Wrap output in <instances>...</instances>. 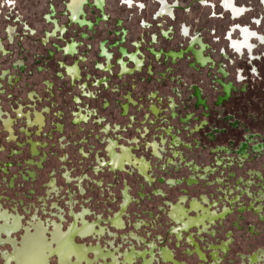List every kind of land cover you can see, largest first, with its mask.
Segmentation results:
<instances>
[{
	"label": "rangeland",
	"instance_id": "1",
	"mask_svg": "<svg viewBox=\"0 0 264 264\" xmlns=\"http://www.w3.org/2000/svg\"><path fill=\"white\" fill-rule=\"evenodd\" d=\"M97 1L0 0V80L5 78L3 83L6 84V95H2L0 90V107L1 110L8 112L5 118L10 119L12 108L21 105L17 109L19 112H15L17 116L21 113V117L19 116L21 120L12 122V131H9L10 134L12 133L11 139L18 137L16 141L25 140L20 132L22 129L18 126L24 127L22 117H26L28 124L29 118L35 117L36 110L44 117V130L49 131L41 136L37 155L33 157L34 160L42 158L45 161L43 160L38 167H34L29 161L18 169L14 163L27 157L26 147H21L22 152H12L11 148L14 149L16 143L14 141L4 144L3 140L7 142L10 135L4 134L0 127V143H3L0 147V160L10 161L6 165L0 161L2 167L0 168V184L8 180V177L3 175L6 170L10 175L18 173V170L24 173V170L29 169L36 175L34 185L40 193L37 195L41 196L43 186L49 181L48 170L50 174L59 175L64 169L58 166L59 163L55 157L50 158L51 154L48 150L50 148L54 150L53 144L49 142L50 138L63 143L64 145L61 146L66 148L69 155L77 154L78 138H85L88 140V145L81 147H88L92 143L96 148H100L101 151L98 152L100 157L105 161L109 160L107 153L103 150L104 139L99 140L101 144L95 141L97 140L95 134L102 136L97 130L98 127L93 122H88L87 125H81L84 135L79 134L78 127L74 125L76 115L83 110V113L87 114L86 106H89L91 114L97 113L102 117L100 120L105 121L106 127L103 129L105 133L107 132L105 137L115 139L116 150L119 151L117 147H130L132 144L120 138L118 134L120 133L123 137L135 135L133 129H128L125 133L123 128H119L116 133H109V125L112 130H116L117 127H113V123L124 125L127 122V117L121 116V105L125 102L127 90H131V96L142 104V107L140 105L138 107L140 111L137 110L138 108H130L129 114H133L135 119H140L142 113L152 107L158 111L167 112L168 97L177 87L179 96L175 98V103L178 107L174 110L179 117L188 114L186 119L192 116L191 119H187L183 124V119H171L165 113L161 120L157 121V126L169 127L170 125L172 129L169 131L174 133L171 140L169 136L163 135L167 143L158 147L161 151L158 160L150 155V150L146 149L147 145H142L145 140L150 143L160 141L158 139L160 131L150 127V133L145 136V140L133 144L135 149L132 152L136 157L147 160L150 177L164 180L180 179V181L185 178L187 185L183 183L180 187H172L168 181L163 184H157L154 181L146 185L131 167L126 168L124 172H109L106 170L107 167H103L104 172L100 176L107 183L106 186H109L108 183L111 184L113 180H116L118 185L117 188L111 187L112 185L108 187L110 193L112 192L111 196L100 197V204L95 201L90 205L91 201L86 200L82 205V200L74 196L75 200L71 206L74 210L85 211L88 215L95 212L90 216L111 224L112 219L121 213L120 218L123 224L118 227L126 230L131 228L136 214L146 219L141 211L146 207L152 212L148 216L152 214L154 218L149 222L150 227L146 228L148 232L153 228V233L150 234L153 236L159 232L166 233L169 227L178 226L169 216L172 204L189 209L191 204L198 200L209 211H215L219 218L212 224H207L208 229L203 233H199L200 230L190 229L175 236L168 231V239L164 245L195 262H198L193 253L196 247L205 254L206 261H208L207 250L212 247L218 254V260H221L218 264L224 263V256L239 263L237 253L264 260V5H261L262 0H234L236 6L250 8L243 17L235 20L222 10L220 0H130L134 4L131 8L123 4L129 0H99L103 3V7L98 12L86 6L87 3L96 4ZM161 1H165L168 7L159 16ZM67 6L70 7L71 14L82 12L86 22L72 21V23L66 15ZM92 12L96 15L100 14L102 21L97 23L93 19ZM255 19L257 22H254ZM238 25L248 26L263 38V42L252 39L255 46L253 60H250V55L247 53L242 55L235 53L224 40L225 33L230 31L228 29ZM183 27L189 31L187 37L183 36ZM85 35L87 39L80 40V37ZM193 37H198L202 44L208 45L209 48L204 54L215 63L214 68L212 64L205 68L193 66L190 54L177 60L165 57L157 59L151 55V49L162 52L180 50L188 45ZM238 37V31H233L231 38L238 39ZM117 41L121 42L122 47L130 53L138 50V58L145 65L140 73L135 72L132 76H123L119 79L115 76V72L118 73L117 76L120 75L117 63L122 57L118 53L120 48L114 47ZM74 42L79 45L76 49L78 55L65 56L64 50ZM195 48L198 47L195 46ZM60 49L63 51H59ZM103 49L109 54L111 58L109 62L113 66L111 70L113 77L110 82H108L107 73L96 69H102L101 65L108 63L107 57H101ZM51 54L54 55L50 58ZM79 56L85 61H79ZM123 61L127 60L123 59ZM64 65L78 66L81 78L79 84L73 83L67 77ZM127 67H131V64H127ZM149 73L151 75H148ZM102 76L106 77L100 79ZM19 77H21L22 87L18 88L16 81ZM102 80H106L103 83H106L108 87L107 85L98 87V82ZM90 81H93L97 87L90 85ZM131 84H135V88ZM194 85L202 94L203 106H199L198 100L193 99L192 86ZM224 85L230 87L228 93ZM111 87H114L116 91L112 92ZM148 94H151L150 96L155 94V99H150ZM91 95H94L96 99L88 100L85 97ZM27 98L33 100L30 105H26ZM22 113L25 114L22 115ZM204 123L205 126H203ZM52 124L62 127L60 129L63 134H50L51 128L53 129ZM200 127L203 129H199ZM193 130L198 131L193 133ZM108 138L105 140L109 142ZM43 141L47 142L48 147H44ZM242 143H247L244 152V157L247 159L241 161L234 152L239 153ZM257 144L263 145L259 152L253 149ZM219 149H223L224 152ZM227 157L228 160L233 159L231 162L234 165L231 169L235 176L228 182V191L225 190L226 173L221 172L222 167H214V162H219L218 158ZM72 158L76 160L78 157L72 156ZM64 159L65 156L61 160ZM236 160L239 163H236ZM91 163L89 159L87 164ZM78 168L89 171L87 165L80 166L78 163ZM78 171L77 169L74 173ZM88 175L92 176V173ZM55 177L53 175V178ZM123 178L127 182L121 181ZM191 179L195 182L198 180V184L191 185L189 182ZM54 181L58 186L63 185L61 177H57ZM126 183L130 187H127ZM20 185V179L17 178L14 181V187L6 191L5 196L3 195L0 200H19L22 196L24 197L23 193L18 191ZM149 185L160 188L163 197L152 195ZM24 186L27 187L28 184ZM119 188L123 190L120 192ZM59 191L60 193L53 200L64 208L68 205L63 204L64 193L60 188ZM125 191L130 195H136V191L147 192L149 195L145 199H148V202L129 198L125 205ZM220 196L225 198L220 199ZM115 199L120 203L119 205L114 202ZM212 199L214 202L217 201L214 203ZM109 200L111 205L106 203ZM249 201L254 204L257 213L254 214L249 210L250 208L247 207ZM209 203L215 206H210ZM240 205L244 206L243 211L237 210ZM81 206L88 207L90 211ZM226 206H229V210L225 209ZM224 210L228 213L224 214ZM189 214L195 215V213ZM134 231L142 236V231ZM189 235L197 243L193 248L184 244ZM176 238L181 241L175 243ZM185 248L186 253L183 252ZM220 250H223L225 254H221ZM225 263L229 264L228 261Z\"/></svg>",
	"mask_w": 264,
	"mask_h": 264
},
{
	"label": "flooded vegetation",
	"instance_id": "2",
	"mask_svg": "<svg viewBox=\"0 0 264 264\" xmlns=\"http://www.w3.org/2000/svg\"><path fill=\"white\" fill-rule=\"evenodd\" d=\"M221 1V8L224 12L228 13V15H230L232 17L233 20L235 19H240L241 17H243L245 15V13L247 11H249L248 8H240L237 7L234 4V0H220ZM97 5H100V2H96ZM124 4V3H123ZM125 5H128V8H131L133 6V3L129 0ZM161 5V9L159 10V16L162 15L163 12L166 11V8L168 7V5L166 4L165 1H161L160 2ZM264 5V0H262V4ZM254 22H257V20L255 19ZM230 31H228L225 35V41L227 43H230V47L234 50L235 53H238L239 55H242L244 53H247L250 55V60L254 59L253 58V49H254V45H253V41L252 39H257L259 41L263 42V38L258 35L256 32H254L251 28H249L248 26H235L232 29H228ZM233 31H238L239 33V37L238 39H233L231 38V35L233 33ZM183 36L187 37L189 35V31L187 28L183 27ZM196 44H199V47L197 49L195 48ZM118 46H120V43L117 44ZM75 43H71L68 45V47L64 50L66 52L67 55L73 54L75 51ZM191 50V52L193 53L195 60L201 64V66H204L206 63L211 62L209 57H205V54L202 52L204 49V45L202 44L201 40L198 37H193L190 39V42L187 45ZM152 53L154 54V56H156L157 58H159L160 55H162L161 51H156L154 49H151ZM184 49L182 50H170L168 54L165 55V57H167V59H172V60H177V59H182L184 58ZM102 55H105L107 57V59L109 60L110 56L109 54L103 49L102 51ZM163 52V53H167ZM120 53L122 56L127 57V59L130 60L131 63H133L134 66V71H137L141 68L142 62L140 61V59L138 58V50L136 52H128L127 50H125L124 47H120ZM190 53V52H189ZM119 68H120V75H124L126 73H131L133 70H130L129 67H127L126 62L123 61V58L119 59ZM71 65H64L63 68L67 70V76H69V78L72 80V82H75L77 79L80 78V73H79V68L78 66H73L70 67ZM111 67L110 63L108 62L107 65L101 66L103 71H107L109 70ZM106 80H102L101 82H98V85H100L101 83L105 82ZM225 91L226 93L229 92L230 87L224 85ZM199 92H196V96L199 97ZM199 101H201V98H199ZM125 110L127 109V106L123 107ZM152 110L154 112H156V108L152 107ZM18 110H16L17 112ZM19 112V111H18ZM2 110L0 108V120L2 121L5 129L9 132L12 131V120L10 119H6V118H2ZM16 114V113H15ZM21 113H19L18 115L20 116ZM25 113H22V115H24ZM19 116H17V118H19ZM31 116V115H29ZM21 117V116H20ZM22 119H25L26 121V117H22ZM86 115L83 114V112L80 111V113H78L76 115V119L74 124L76 123H80L83 120H86ZM43 125V115L39 112L36 111L35 117H30L28 120V124L26 121V128H29L31 126H38V128H41ZM60 127V126H58ZM26 130L23 129L22 132H25ZM10 134V132H9ZM47 131H43L42 135H46ZM34 132L32 134V136H34ZM41 135V136H42ZM76 135V133H75ZM12 136V133L10 134V137ZM41 136H39V140L41 138ZM35 137V136H34ZM64 137V136H63ZM48 139V138H47ZM51 140V138H50ZM164 139L161 140V145L164 144L162 143ZM136 140H133V142H135ZM165 141V140H164ZM97 142L99 144H101V142L99 140H97ZM132 142V144H133ZM74 143V142H73ZM61 145H64L63 143L57 145V143H53V148H50L48 150V153L51 154V157H55L58 161V166L63 167L64 169L62 171H60L59 175H57L56 173L50 174L51 172H49L50 170H48L47 173V177L49 179L48 184L43 186V190L41 193V196H38V190L35 189V185L34 182L36 181V175L33 174L32 172H29L27 170H24L25 174H26V178H22L21 176V172L20 170H18V173L15 172L14 174H7L8 180L6 181L7 184H5V187L7 188H11L13 187V181H16V178H19L21 181H25L29 179L30 182V195H31V206H32V211H43L44 208H48L47 204L45 200L51 199V197L54 196H58V194L60 193L59 188L63 191H61L62 193H64V201L63 204L64 205H68V206H64V208L67 210V213H71L70 218L71 220L74 219V208L71 206V203L73 202L74 196L77 198H80L82 200V205L86 200L91 201L89 203V205L92 202H98V204L101 203V199H99L100 197H108L111 196L110 191L108 190V187L110 185H112L111 187L113 188H117L118 185H116V180H113L112 183L110 184V182L108 183L109 186H106L107 183L104 182V180L102 179V177L100 176L101 173L104 172L103 167H107V171L111 172H116V171H126V168L128 167H132V169L135 167L136 170L139 174L143 175L146 178V181H144L146 184L147 183H152L153 180H155L156 178L150 177L147 173H148V162L145 158L141 157L138 158L136 157L133 152H132V148L130 147H126V146H120L117 147L119 148V151L116 150V145L117 142L109 140L108 142V146L106 147V152L108 155V159L107 161L105 160H100L97 158H91V164H87V161H89L88 158L86 159H79L77 158L76 160H74L72 158V156L74 158H76V156L74 155H69L66 148L62 147ZM68 145H70V142H68ZM67 145V146H68ZM77 145V144H76ZM80 145V143H79ZM35 146L36 144L32 145V152H30L27 157L20 159L18 161H16L14 164L16 165V167H18V169H20L23 165H25L26 163H28L29 161H31V165H33L34 167H38L39 164H42L43 160L42 158H39L40 160H34L33 157H36L37 153L35 151ZM148 147H151L152 150V154L155 157H160V149L158 148V144L154 141L153 143H151L150 145H147ZM247 146V143H242L239 153H244L245 152V148ZM2 147V146H1ZM45 148L48 147L47 142H45ZM88 147H92L94 148V145H89ZM263 145L262 144H257L254 146V151L255 152H259L262 149ZM54 152H53V151ZM53 153H55V155H52ZM65 156V159L62 161V157ZM21 161H23V163H21ZM45 161V160H44ZM78 163L79 165H87L89 166V171H85L82 169L78 168ZM41 167V166H40ZM42 168V167H41ZM77 169L79 170L76 174L74 173V171H77ZM109 169V170H108ZM29 172V174H27ZM5 175V172H3ZM92 173V176H89L88 174ZM53 175L56 176L55 178H53ZM57 177H61V180L63 181V185L62 186H58L56 185V181H54V179H56ZM150 177V178H149ZM5 180V179H3ZM54 181V183H53ZM121 181H125L127 182V180L125 178H123ZM190 183H193V179L190 180ZM12 183V185L10 184ZM171 184H174V181H170ZM178 183V182H177ZM53 184V185H52ZM148 185V184H147ZM127 187L128 184L126 183ZM22 185L18 186V191L22 192V190H24V188H21ZM0 188H1V192L4 191V183L0 184ZM21 188V190H20ZM15 189V188H14ZM154 189V188H153ZM152 191V195L154 194H159L158 191L156 193H153L155 191V189ZM119 191L121 192L122 189L119 188ZM139 193H143L140 191H136V195H138ZM17 193V192H15ZM129 194V193H128ZM77 195V196H76ZM130 195V194H129ZM149 194L146 192L143 194V196L146 198ZM135 195L131 194V197H133ZM2 196H0L1 199ZM184 197V196H182ZM143 198V197H142ZM37 199H39L37 201ZM141 199V198H140ZM146 200V203L148 202V199H144ZM129 201L128 197L125 195V205L126 203ZM116 202V199L115 201ZM69 203V204H68ZM108 203V205H111L112 203L110 202H106ZM199 203V205H198ZM88 204V202H87ZM195 204V205H194ZM70 205V206H69ZM82 207V206H81ZM98 207V206H97ZM182 207V208H181ZM52 208V207H51ZM84 209H87L88 211H90V209L88 207H82ZM109 208V207H108ZM64 209V211H66ZM98 209V208H97ZM144 210H147L146 207L144 208ZM195 212L194 216H190L189 212ZM227 212V210H224V214ZM74 213V214H73ZM85 213V211L83 212ZM95 213V212H92ZM87 214V213H85ZM223 214V215H224ZM169 216L172 219L173 222H175L176 224H178V226H173V227H169L166 233H162L159 232L157 235L154 234L153 236H150L151 233H153V228L148 232L146 229L142 231V240L139 242V244L144 246L145 252H142V254H135L133 255V258L137 257V258H141V264H182L179 263L178 261L175 260V255L174 254H169L170 257H167L166 255L164 256V254L161 252V250H164V243L166 241V239H168V231L172 233V235L177 234V236L181 235L180 233L182 231H187L188 229L192 228L194 230H197V228H199V233H203L206 229H208L207 224H212L215 219L219 218L216 215V212L213 211H209L208 208H205L198 200H195L191 206L189 207V209H185L183 206L181 205H171V209L169 211ZM121 213L116 215L113 219H112V224L116 225V226H121ZM73 224V223H72ZM160 226V225H158ZM160 228H158L159 230ZM160 231V230H159ZM97 234V233H96ZM98 236H101L100 234H97ZM105 235H107L109 238H113L114 236L109 235L108 233H106ZM144 235V236H143ZM176 236V235H175ZM131 238V237H130ZM165 239V240H164ZM131 240H135L134 238H131ZM189 240H191V238H189ZM175 243L176 241H181L180 239H175L174 240ZM126 250L131 252L133 250V248H128V246L130 245L129 243H131V241L126 240ZM179 246V245H178ZM167 250V249H166ZM186 248L184 249V253ZM155 251V253H154ZM208 261H206V256L203 252L200 251V249L197 247L196 250L193 252L195 255V258H197L198 262L197 264H204L205 262L208 263H213L212 264H217V262L219 261V257L216 251H214V249L212 247L208 248ZM221 254H225V252L223 250H220ZM123 256L124 259L126 258L125 255H120ZM237 260L239 261V263H236V260H230L227 258V256H224V263L228 261L229 264H264V260H261L255 256L250 257H245L243 254L237 253ZM242 257V259H241ZM115 260V259H114ZM112 261V260H111ZM221 261V260H220ZM219 261V262H220ZM98 263V264H104V262L106 263V260L103 258H97L94 263ZM134 263V260L132 261ZM218 262V263H219ZM15 263V260H14ZM83 263L85 264V260H83ZM113 264H115L114 262H112ZM126 263L123 262V264ZM110 264V263H109ZM206 264V263H205Z\"/></svg>",
	"mask_w": 264,
	"mask_h": 264
},
{
	"label": "water",
	"instance_id": "3",
	"mask_svg": "<svg viewBox=\"0 0 264 264\" xmlns=\"http://www.w3.org/2000/svg\"><path fill=\"white\" fill-rule=\"evenodd\" d=\"M47 207L36 212L29 201L0 200V264H98L99 257L104 264H141V258H133L145 252L141 235L77 210L71 220L65 208ZM161 252L174 254L179 263L197 264L169 246Z\"/></svg>",
	"mask_w": 264,
	"mask_h": 264
},
{
	"label": "crops",
	"instance_id": "4",
	"mask_svg": "<svg viewBox=\"0 0 264 264\" xmlns=\"http://www.w3.org/2000/svg\"><path fill=\"white\" fill-rule=\"evenodd\" d=\"M98 2H100V5H97V3L95 4H91V3H87V5L86 6H88L90 9L92 8V10H96L97 12L98 11H101L102 10V7H103V3L101 2V1H99L98 0ZM124 4H126V2L124 3ZM234 4H235V1H234ZM134 5V4H133ZM236 5V4H235ZM238 7V6H237ZM66 12H68L66 15L67 16H69V19H71V22L72 21H79V22H82V21H85L84 19V14L82 13V12H77V13H75V14H71V10H70V7L69 6H67V10H66ZM92 15H93V19L97 22V23H99V22H101L102 21V16L99 14V15H96L95 13H93L92 12ZM232 18V17H231ZM86 22V21H85ZM73 23V22H72ZM86 26V25H85ZM228 32V31H227ZM226 32V33H227ZM225 33V34H226ZM229 33V32H228ZM81 35H82V33H81ZM225 38H226V35H224V40H225ZM87 38H86V35L85 36H83V37H80V40H86ZM74 43H76V42H74ZM120 43V45L122 46V44H121V42H116V44H114V47H118V48H120L121 46H118L117 44H119ZM76 46H75V51H74V53L73 54H70V55H67V54H65V56H76V55H78V51L76 50L78 47H79V45H77V44H75ZM204 45V49H203V53H205L206 52V50L209 48L208 47V45H205V44H203ZM228 45H229V48L231 49V50H233L231 47H230V43H228ZM196 47H199V44H196ZM189 47L186 45L184 48H182V49H184V54L186 55V54H190L191 55V57H192V64H193V66H198L199 68H205L207 65H210V64H212L213 66H212V68H214V66H215V63L211 60V62H208V63H206L204 66H201V64H199L196 60H195V57H194V55H193V53L191 52V50L190 49H188ZM182 49H180V50H182ZM126 50V49H125ZM59 51H63V49H60ZM82 52V51H81ZM190 52V53H189ZM118 53H119V55L121 54L120 53V50H118ZM161 53H162V55H160L159 56V58H157V59H160L161 57H165V55L166 54H168L169 53V51L167 52V53H163L162 51H161ZM54 54H51L50 55V58L53 56ZM151 55L153 56V57H156V56H154V54L153 53H151ZM101 57H103V58H106V56L105 55H101ZM121 58H123V59H126L127 61H126V64H131V67H129L130 68V70H133L131 73H126V74H124V75H119V76H117L118 75V73H114V74H116L115 76L116 77H118V79L119 78H122L123 76H132L135 72H141V70L145 67V65L144 64H142L141 65V68L139 69V70H137V71H134V66H133V63H131L130 62V60L129 59H127V57H124V56H122ZM165 58H167V57H165ZM79 61H81V62H83V61H85V59H82V58H80V56H79V59H78ZM111 60V58H109V60H108V62ZM253 60V59H252ZM110 63V62H109ZM71 65H73V64H71ZM117 65H118V63H117ZM101 66H103V65H101ZM118 67H119V65H118ZM209 68H211V67H209ZM25 69V68H24ZM97 70H99V71H103L102 69H100V68H96ZM113 69V66H111L110 67V69L109 70H107V71H103L104 73H107V77H108V82H110L111 81V77H113V72L111 71ZM120 69V68H119ZM65 72H66V70H65ZM120 72V71H119ZM79 73H80V70H79ZM138 73V74H139ZM219 73H221V72H219ZM66 75H67V72H66ZM148 75H151V73H149ZM68 78H69V76H67ZM106 76H102L100 79H102V78H105ZM70 79V78H69ZM21 77H19L18 78V81H16V82H18V88L19 87H22V83H21ZM71 80V79H70ZM79 80H81V78H79V79H77L75 82H73V83H77V84H79ZM1 82H0V90H2V92H1V94L2 95H6L5 94V86H6V84H4L3 82H5V78H2V80H0ZM22 82H24V81H22ZM88 82H89V80H88ZM106 82V81H105ZM21 83V84H20ZM90 85H95V87H97V85L96 84H94V82L93 81H90ZM100 85H107L106 83L104 84V83H101ZM100 85H98V87L100 86ZM131 85H134V88H135V84H131ZM13 87L15 86V83L12 85ZM115 86V85H114ZM107 87H108V85H107ZM192 89H193V94H192V96H193V99H195V100H198L197 102H198V104H199V106H203V102H200L199 101V98H201V96H202V94H200L199 95V97H197L196 96V92L198 91H200L199 90V88H197V86L196 85H194V87L192 86ZM112 92H115L116 90H114V87H111V89H110ZM118 91V90H117ZM131 90H127V94H125V97H124V100H125V102L123 103V105H121V116L122 117H127V122H126V124H124V125H118V124H116V123H113V127H117V129L116 130H112V128L110 127V125H109V133L110 132H114V133H116L118 130H119V128H123L124 129V132L126 133L127 131H128V129L129 130H132V131H134V134L135 135H132L131 137H123L122 135H120V133L118 134L119 136H121L120 138H122V139H124L125 141L127 140V141H129L130 142V144H132V142H133V140H136L135 142L138 144L140 141L141 142H143L145 139V136L147 135V134H149L150 133V128H152V129H155L156 131L157 130H159L160 131V137L158 138L160 141H155L157 144H158V147H160L161 146V140L162 139H164L165 141H164V144H162V145H165L166 143H167V140L165 139V138H163V135H167V136H169V139L171 140V138L172 137H174V133L172 134L171 133V130L169 131V129H172V127L169 125V127H165V126H163V127H161V126H157V121H159V120H161V117H162V115H164L165 113H167V115L169 116V118H171V119H176V118H179L180 120H184L182 123L183 124H185V122H186V120L188 119V120H190L191 119V117L192 116H189L187 119H186V117H187V115H185V116H183V117H179V115L176 113V111L174 110L175 108H177L178 106H177V104L175 103V98L176 97H178L179 96V91H178V89H177V87L174 89V92L172 93V95L171 96H169L168 97V100H167V102L169 103V104H167V108H168V110H167V112L166 111H161V110H157L156 109V112H154L152 109H148L147 110V112H143L142 113V117L140 118V119H135V116L133 115V114H129V109L130 108H138L139 107V105H140V107H142V104L141 103H139V101H137V100H135L132 96H131ZM7 94H9V92H7ZM29 94V93H28ZM149 95V94H148ZM147 95V96H148ZM151 95V94H150ZM149 95V97H150V99H155V94L153 95V96H150ZM157 95V94H156ZM40 98H41V96H39ZM88 100H92V99H96V97L94 96V95H91L90 97H88V96H85ZM42 100V99H41ZM202 100V99H201ZM37 101V100H36ZM31 102H33V100H31L30 98H27L26 99V105H30L31 104ZM172 103V104H171ZM172 105V106H171ZM21 105H18V107H20ZM124 106H127V109L125 110L123 107ZM18 107H15V108H12V112H11V114H10V118H11V120H12V122L13 121H16V120H21V118H17V115L15 114V112H16V110L18 109ZM1 108V107H0ZM27 108V107H26ZM86 108H87V114L85 113V115H86V120H83V121H81L80 123H76V124H74L76 127H78V132H79V134H81V135H84L83 134V130L84 129H82V127H81V125H87L88 124V122H93V124L94 125H96L98 128H97V130H98V132L100 133V134H102V136H100V135H98V134H95V135H97V140H100L101 138H103L104 139V141L102 142L103 143V147H104V152H106V147L108 146V141L107 140H105V138H108V137H105V135H107L106 133H105V131H103V129L106 127L105 126V124H104V122L105 121H103V120H100L102 117H100V116H98V114L97 113H95L94 115L93 114H91L90 112H91V109L89 108V106H86ZM23 109V108H22ZM137 110H139L140 111V108H138ZM25 111V110H24ZM29 112H31V110H28ZM35 111V109L33 110V112ZM36 111H38V110H36ZM84 111V110H83ZM82 111V112H83ZM2 118H5V117H7L6 115H8V112H5V111H3L2 110ZM32 114V113H31ZM84 114V113H83ZM88 116V117H87ZM32 118H33V116H32ZM133 119H135V120H133ZM24 120V127H19L18 126V128L19 129H25L26 131L25 132H22V131H20L21 133H22V136H23V138L25 139L24 141H16V140H18V137H16L15 139H11V137L9 138V140L6 142V141H4L3 140V143L4 144H8V143H11V142H14V143H16L15 144V148L14 149H12L11 148V151L12 152H22L23 151V149H21V147H26V150H27V153L29 154L30 152H32V145L33 144H36V146H35V151H37L38 150V147H39V144H40V140H39V136H41L42 135V133H43V131L45 132V130H44V127H45V123H44V117H43V125H42V127L41 128H38V126H31V127H29V128H26V121H25V119H23ZM53 125V129L51 128V130H50V134L51 133H57V134H63L62 132V129H60V128H62V127H58V126H56L55 124H52ZM206 124L204 123V125L203 126H205ZM0 127H1V129H3V133L5 134H7V135H10L9 134V132L5 129V127H4V125H3V123H2V121L0 120ZM150 127V128H149ZM11 128H12V126H11ZM199 129H203V127H200ZM106 130V129H105ZM81 131V132H80ZM198 131V130H197ZM197 131H195V130H193V133H195V132H197ZM33 132H34V136H32V134H33ZM48 133H49V131H47ZM78 134V135H79ZM157 136H159V135H157ZM8 137V136H7ZM109 140H112V141H115V142H117L115 139H113V138H108ZM97 140H95V141H97ZM44 143L46 142V141H43ZM50 142V144H53V143H57V145H59V144H61V143H58L57 141H54V139L53 138H51V140L49 141ZM135 142H133V144H136ZM3 143H0L1 144V146H3L2 144ZM37 143H38V146H37ZM78 143H80V145H79V147H78V151H77V154H75L74 153V156H76V158L78 157L79 159H86V158H88V159H90L91 160V158H97V159H100V160H104V158H102V157H100V153H98V152H100L101 150H100V148H96L95 146H94V148H92V147H85V148H83V147H81L82 145H85V146H87L88 145V140H85V138H78ZM172 143V142H171ZM131 145L130 146V148H132V150L133 149H135L134 148V145ZM151 143L149 142V141H144V143L142 144L143 146H145V145H150ZM90 145H94V144H92V143H90ZM0 146V147H1ZM127 147V146H126ZM118 149V148H117ZM146 149L148 150H150V155L154 158V159H159V157H155V156H153V154H152V150H151V147H146ZM80 150V151H79ZM219 151H222V152H224L223 151V149H219ZM107 153V152H106ZM228 154H229V152H228ZM234 154L235 155H237V156H239L240 157V159L239 160H245V158L247 159V157H244V153H237V152H234ZM25 158V157H24ZM23 159V158H22ZM218 160H219V162L217 163V162H214L215 164H214V167H222V171L221 172H225L226 173V178L227 179H225V182H226V185H225V190L226 191H228L229 190V188H228V182H229V180H231V179H234V171L231 169L232 167H233V165H234V163H232L231 162V160H233V159H231V160H228V157L227 158H218ZM1 161V160H0ZM2 162V161H1ZM31 162V161H30ZM4 165H6V164H8V163H10V161L7 159L6 161H3L2 162ZM236 163H239L238 162V160H236ZM0 168L2 169V167L0 166ZM132 168V167H131ZM5 170H6V168H5ZM4 170V171H5ZM27 171H29V172H31L29 169H26ZM133 170L135 171L136 170V168L134 167L133 168ZM225 170V171H224ZM29 172L27 173V174H29ZM135 172H137V171H135ZM7 174H8V171L6 170V172H5V175L7 176ZM21 174V176L20 177H22V178H26V174H25V172L24 173H20ZM137 174H138V176L143 180V183H145L144 181H146V178L143 176V175H141V174H139L138 172H137ZM148 174V173H147ZM4 175V176H5ZM5 176V177H6ZM3 177V176H2ZM5 177H3V179H5ZM150 178V177H149ZM17 179V178H16ZM5 181H6V179H5ZM154 181L155 182H157V184H163V183H165L166 181H168V184L170 185V181H174L175 183L174 184H172V187L173 186H175V187H180L183 183H185L186 185H187V183H186V179L185 178H183V181H180V179H176V180H164L163 178H157L156 180H153V182L152 183H154ZM178 182V183H177ZM189 182H191V181H189ZM240 182H242V180L240 181ZM8 183V182H7ZM7 183H4V191L2 192V194H0V196H5V194H6V191H8V190H10L11 188H5V184H7ZM13 183V187H14V181L12 182ZM12 183H10L11 185H12ZM20 183H21V185H22V187L21 188H26V189H24V190H22V192H21V194L22 195H24V197L22 196V198L21 199H19V200H23V201H27L26 199H28L29 200V202H31V195H30V192H31V189H30V182H29V179L28 180H25V181H21L20 180ZM167 183V182H166ZM25 184H28V186L26 187V186H24ZM146 184V183H145ZM148 184V183H147ZM146 184V185H147ZM167 184V185H168ZM191 185H196V184H198V180H196V182H195V180L193 179V183H190ZM190 184L188 185V186H190ZM177 185V186H176ZM148 187H150L151 189H153V187H151V185H149ZM21 188H20V190H21ZM154 189H155V193L158 191V193L159 194H155V196H160V197H163V195L161 194V189L160 188H155L154 187ZM153 189V190H154ZM123 190V189H122ZM18 192V191H17ZM126 192V191H125ZM1 193V192H0ZM238 193V192H237ZM241 193L242 194H244V192L243 191H241ZM9 194V193H8ZM14 194H17V193H15L14 192ZM14 194H13V196H11L12 197V199L14 198ZM143 194L144 193H139L138 192V195H135V196H133V197H131V195H129V194H127V192L125 193V195L128 197V199L129 198H132V199H134V200H141V201H145L144 199H145V197L143 196ZM125 195H124V199H125ZM9 196V195H8ZM7 196V198L9 199V197ZM17 196V195H16ZM39 196V195H38ZM42 197V196H41ZM54 197H56V196H52L51 197V199H48V200H46V198H45V200L44 201H46V203L45 204H48V205H53V206H58V207H61L58 203H56V202H54V200H53V198ZM143 197V198H142ZM182 197V196H181ZM120 198H121V196H120ZM141 198V199H140ZM219 198V197H218ZM221 198H225V196H220V199ZM226 199L228 200V196H226ZM50 200V201H49ZM212 201H213V199H212ZM217 201V200H216ZM215 201V202H216ZM214 202V201H213ZM214 202V203H215ZM118 205L120 204L119 202H116ZM195 205V204H194ZM198 205H199V203H198ZM209 205L210 206H215V204L213 205H211V203H209ZM247 207H249L250 209L249 210H251L254 214L255 213H257L256 211H255V206H254V204H252V202H250L249 201V205L247 206ZM63 208V207H62ZM182 208V207H181ZM225 208V207H224ZM225 209H227V210H229V206H226V208ZM241 210V211H243L244 210V206L243 205H240V206H238L237 207V210ZM245 209H246V207H245ZM187 210V209H186ZM142 211V213H144L143 215H145L144 217L146 218V219H144V218H142V217H140L139 215H137L136 214V217L134 218V221L131 223V228L128 230V231H131V232H133V233H136L134 230H140V231H143V230H145L146 228H149L150 226H149V222L150 221H152L151 219H154L153 218V215L151 214L150 216H148V214L149 213H152V212H150L151 210H144V209H142L141 210ZM136 213H138V212H136ZM189 213H195V212H189ZM228 213V212H227ZM91 214H95V213H90V215ZM120 220H121V218H120ZM123 223L121 222V225H122ZM152 225V224H151ZM190 229H192V228H190ZM190 229H188V230H190ZM147 230V229H146ZM197 230H199V228H197ZM137 234V233H136ZM139 235V234H138ZM189 238H191V240H189ZM184 244H185V246H187V247H194L197 243L192 239V236H188V238L184 241ZM186 247V248H187ZM197 248V247H196ZM188 249V248H187ZM214 262V261H213ZM212 262V263H213ZM211 263V264H212ZM217 264H218V262H217Z\"/></svg>",
	"mask_w": 264,
	"mask_h": 264
},
{
	"label": "clouds",
	"instance_id": "5",
	"mask_svg": "<svg viewBox=\"0 0 264 264\" xmlns=\"http://www.w3.org/2000/svg\"><path fill=\"white\" fill-rule=\"evenodd\" d=\"M253 71L255 72V69H253Z\"/></svg>",
	"mask_w": 264,
	"mask_h": 264
}]
</instances>
